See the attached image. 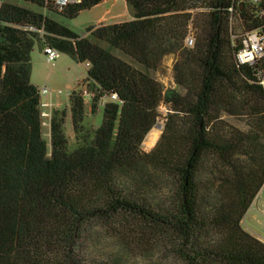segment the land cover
Instances as JSON below:
<instances>
[{
    "label": "trees",
    "instance_id": "obj_1",
    "mask_svg": "<svg viewBox=\"0 0 264 264\" xmlns=\"http://www.w3.org/2000/svg\"><path fill=\"white\" fill-rule=\"evenodd\" d=\"M17 1L51 7L45 0ZM102 1L80 0L65 8V17L73 18ZM125 3L133 19L89 25L85 29L89 35L81 36L41 12L1 0L0 264H41L35 256L51 238L70 246L85 221L120 213L173 236L184 264H264V242L240 225L264 183V152L251 145L248 134L234 130L220 134L218 126L223 122L212 114L213 107L219 108L237 90L254 100L251 115L264 132V90L247 67L233 60L228 9L233 5L239 13V27L254 28L256 19L242 0ZM190 27L200 33L186 47ZM45 38L60 52L90 63L84 79L86 90L94 84L89 91L90 112L96 111L102 98L116 95L105 103L101 124L87 141L78 136L83 95L72 90L69 112L77 146L72 151L67 147L66 109H54L49 157L42 136L39 90L30 82L32 47L35 42L44 45ZM91 38L104 41L146 70L155 69L165 54L180 50L175 82L186 93L164 92L147 71ZM161 102L174 113L167 115L154 148L139 153L140 143L159 117ZM178 112L186 119L180 131L173 124ZM242 146L250 158L248 168L232 161ZM134 153L143 163L172 176L168 207L153 209L129 191L115 189L117 174ZM208 155L226 173L220 177L214 201L203 207L199 173Z\"/></svg>",
    "mask_w": 264,
    "mask_h": 264
},
{
    "label": "rangeland",
    "instance_id": "obj_2",
    "mask_svg": "<svg viewBox=\"0 0 264 264\" xmlns=\"http://www.w3.org/2000/svg\"><path fill=\"white\" fill-rule=\"evenodd\" d=\"M8 1L15 2L33 11L41 12L52 19H59L60 21L58 22L81 36L89 35L85 30L87 26L107 24L105 20H108L106 18L96 24L107 9L108 4L83 10L73 18H66L64 14L65 8L62 10L52 6L40 8L22 1ZM199 33V29L190 27L187 36L190 35L192 37L193 44ZM237 33L236 31L234 32V34ZM91 40L105 48H109L116 56L127 61L133 67L147 71L150 76L162 84L164 92L175 90L182 95L186 93V90L175 82L174 66L177 63H181L180 50L175 49L173 52L165 54L155 69L146 70L142 65L124 55L121 51L110 48L104 41H98L93 38ZM44 42L51 45L47 38L44 39ZM42 48L43 45L37 42L32 47L30 53V82L39 90L40 103L51 102L53 106L57 104L65 107L69 104L68 95L70 92L72 90L82 91L83 89L86 77L85 63H79L58 50L60 53L59 57L54 64H49L45 59ZM42 87H46L49 92L42 94L40 92ZM93 88L94 84L91 83L89 91H92ZM86 91L89 92L88 90ZM236 91L233 90V95H229L226 98V102L220 103L219 108L213 107L212 114L217 115L223 122L218 126L220 128L218 131L223 135L229 134L232 130L235 133L238 131L248 134L251 145H255L264 152V132L261 131L255 117L251 115L255 102L248 95ZM89 93L91 94V92ZM83 98L88 102L86 106L87 114L84 115L81 123L82 131L78 136L83 135L87 141H90L95 130L101 124L105 103L111 101L112 98L106 96L99 100L96 111L93 113L90 112L88 97L83 95ZM53 110L49 106L40 105L42 136L47 144L48 157L50 156L49 122ZM158 113L159 117L156 123L161 125L160 127L153 125L150 130L160 128L158 136L160 138L164 124L167 121V115L174 113V111L170 109L169 104L161 102L158 106ZM174 115L173 124L175 130L184 129L186 119L183 113L178 112ZM63 130L67 139L68 150L72 151L77 146V143L72 125H70V121L69 123L66 122V117ZM148 132L139 145V153L152 150L159 139L157 138L151 147H146L144 142ZM246 149L251 151L249 148ZM244 151L245 148L243 146L236 149L232 156V161L242 165L244 168H248L251 162L250 158L244 154ZM215 162L216 159L214 157L206 156L204 167L199 173L203 193V207H207L216 198L221 181L220 177L225 172V169ZM115 184L116 190H127L134 195L133 197L145 202L149 207L161 210L169 206L174 180L169 173L143 163L138 153H134L117 174ZM263 212L264 183L240 222L243 229L245 228L255 236H258L262 242H264V232L262 230ZM62 243L59 244L51 238L46 246L40 248L39 256H35V261L39 259L41 264H184L178 253V245L174 241L173 236L163 231L162 228L150 227L140 218L125 213L106 219L90 218L81 225L70 246Z\"/></svg>",
    "mask_w": 264,
    "mask_h": 264
},
{
    "label": "built area",
    "instance_id": "obj_3",
    "mask_svg": "<svg viewBox=\"0 0 264 264\" xmlns=\"http://www.w3.org/2000/svg\"><path fill=\"white\" fill-rule=\"evenodd\" d=\"M80 2V0H45V4L62 10L69 5ZM247 5L248 11L253 19H256L258 25L254 28L246 29L239 27L238 20L239 13L235 11L233 5L228 9L229 17V31L231 34V46L233 47L232 55L236 65L247 67L256 77L257 83L260 84L264 90V0H242ZM1 3V2H0ZM239 3V1L234 4ZM42 32V29L39 30ZM238 32L234 34V32ZM184 45L191 47L193 40L190 35L186 36ZM42 51L45 59L49 64H54L59 57V51L48 44H44ZM85 67H89L90 63L85 62ZM40 92L46 94L49 91L46 87H42ZM83 95L91 96L86 90L82 91ZM111 98L115 99L116 95L112 94ZM42 106H49L48 103H41ZM264 232V214L263 227Z\"/></svg>",
    "mask_w": 264,
    "mask_h": 264
},
{
    "label": "crops",
    "instance_id": "obj_4",
    "mask_svg": "<svg viewBox=\"0 0 264 264\" xmlns=\"http://www.w3.org/2000/svg\"><path fill=\"white\" fill-rule=\"evenodd\" d=\"M102 4H108V7L104 11V13L101 16V18L98 19V21H97L96 24L102 22L106 18L108 19V20H105L106 23H117V22L128 21V20L133 19L132 11L126 5L125 0H103L102 2H100L99 4H97V5H95V6L91 7V8L100 6ZM54 19H56V18H54ZM109 19H111V20H109ZM56 20L57 21H60L59 19H56ZM87 69L88 68L86 67V71H87ZM83 90H86V87H85V84L84 83H83V89H82V91ZM82 91H81V94H82ZM87 97L89 99V107H90V96H87ZM83 101H84V105H83L84 115H86L87 114L86 113V106H87L88 102L84 98H83ZM44 103H48V102H44ZM48 104H49V107H51V109H61V108H65L66 109V122L69 123V121H70V125H71L70 112H69V104L66 105L65 107L58 106L57 104L53 106L51 104V102H49ZM263 214H264V212H263ZM245 230H247V229H245ZM247 232H249V231L247 230ZM249 233L252 234L253 236H255L253 233H251V232H249ZM255 237L258 238V239H260L258 236H255Z\"/></svg>",
    "mask_w": 264,
    "mask_h": 264
},
{
    "label": "bare ground",
    "instance_id": "obj_5",
    "mask_svg": "<svg viewBox=\"0 0 264 264\" xmlns=\"http://www.w3.org/2000/svg\"><path fill=\"white\" fill-rule=\"evenodd\" d=\"M159 133H160V128L150 130L148 132L146 138H145L144 145L146 147H151L156 142L157 138H159L158 137L159 136Z\"/></svg>",
    "mask_w": 264,
    "mask_h": 264
},
{
    "label": "water",
    "instance_id": "obj_6",
    "mask_svg": "<svg viewBox=\"0 0 264 264\" xmlns=\"http://www.w3.org/2000/svg\"><path fill=\"white\" fill-rule=\"evenodd\" d=\"M154 125H155V126H160L161 124H159V123H156V122H155V124H154Z\"/></svg>",
    "mask_w": 264,
    "mask_h": 264
}]
</instances>
